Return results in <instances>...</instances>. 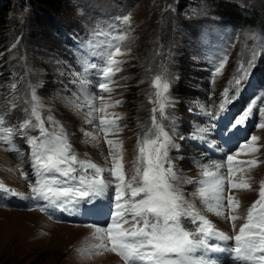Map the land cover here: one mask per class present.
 Here are the masks:
<instances>
[{
  "label": "rangeland",
  "instance_id": "obj_1",
  "mask_svg": "<svg viewBox=\"0 0 264 264\" xmlns=\"http://www.w3.org/2000/svg\"><path fill=\"white\" fill-rule=\"evenodd\" d=\"M6 4L0 0L1 12L5 9L9 19L5 30L0 24V117L5 121L0 128L13 129V144L0 141V184L31 195L35 181L31 145L17 134V129L25 120L37 123L31 113L33 96L41 101L39 111L49 133L63 127L70 134L69 142L79 159L110 166L109 146L98 119L91 124L84 120L100 104L98 99L90 98L103 95L111 105L106 110L108 118L118 117L122 129H113L107 138L123 141L128 178L139 154L137 143L159 125L180 145V150H172L170 156L186 200L208 215L218 228L235 236L239 225L246 222V212L243 214L242 208L237 210L239 219L237 229L233 230L231 221L207 213L197 194L199 181L207 179L201 166L216 156L217 151L212 149H220L205 140L212 139L211 129L202 134L205 139L195 137L197 129L208 128L217 121L219 116L203 123L207 118L203 113L205 109L219 112L223 88L239 74L241 64L247 68L252 61L254 66L226 112L234 110L238 118L253 99L264 94V0H63L62 7L51 11L50 23L29 0H10L8 7ZM220 4L232 6L238 21L227 19ZM124 15L131 17L128 24L123 22ZM119 35L127 39L115 40ZM109 43L121 48L113 57L121 61L120 71L110 81L102 78L107 58L97 54L114 52V47H107ZM224 56L228 57L225 68L211 83L213 65ZM92 63L96 68L85 71V64ZM157 75L170 84L165 94L169 102L162 114L153 86ZM100 82L108 83L113 91L100 90ZM116 100L121 103L115 104ZM261 106L264 104L257 101L246 122L248 138L241 142L256 135L260 139L254 143L259 151L246 150L237 157L243 161L257 160L256 165L243 166L244 171L237 173L240 179L254 183L253 189L257 183L254 191L240 189L234 194L240 207L246 209L259 198L260 182L264 179V128L258 127ZM48 115L54 117L56 124L47 121ZM87 133L100 139L93 141ZM29 135L40 137V129L31 128ZM238 146L228 154L238 152ZM226 154L227 151H221L223 160ZM22 173L27 174V180ZM242 195L246 196L242 199ZM34 203L4 194L0 189V264H124L116 253L100 254L102 250L95 247L99 241L93 237L94 230L88 223L57 220V214L30 206ZM183 222L190 230L195 227L189 218ZM56 223L67 225L66 229L60 226L53 230L50 224ZM100 226L106 225L101 222ZM214 243L226 249L209 254L219 264H253L237 258L232 251L236 246L234 239Z\"/></svg>",
  "mask_w": 264,
  "mask_h": 264
},
{
  "label": "snow or ice",
  "instance_id": "obj_2",
  "mask_svg": "<svg viewBox=\"0 0 264 264\" xmlns=\"http://www.w3.org/2000/svg\"><path fill=\"white\" fill-rule=\"evenodd\" d=\"M130 19L129 15H124V24H128ZM114 39L124 41L127 36L119 35ZM107 47H114L115 51L97 54L107 58L108 66L102 69V78L110 81L111 77L120 71L121 61L113 57L121 52V48L111 43ZM227 61L228 57L224 56L213 65L211 83H215L216 76L222 73ZM253 66L252 61H249L247 68L243 64L238 67L239 74L228 81V87L223 88V99L218 105L219 112L213 113L205 109L203 114L209 120H215L217 116L225 114ZM89 67L96 68V64H85V71ZM153 86L157 89L155 94L162 114L169 102L165 94L169 92L170 84L157 75ZM98 88L107 93L113 91L106 82H100ZM32 99L35 104L31 113L37 123L25 120L17 129V134L31 145L34 186L31 188V195H26L0 184L4 194L23 201H34L36 203L30 206L39 207L41 212H49L50 215L60 213L68 217L103 218L102 221L97 219L88 225L94 230L93 237L99 241L95 247L102 250L100 254L116 253L123 258L124 264H219L218 259L209 254L226 249H222L214 241L233 239L236 246L232 251L237 258L252 261L253 264H264V180L260 182L259 198L246 210V222L239 225L235 236L230 235L218 228L208 215L202 214L195 204L186 200L181 187L182 181L173 171L170 156L172 150H180V145L159 125L154 132L137 143L139 154L129 179L125 172L123 141L107 138L113 129H122L117 123L118 117L108 118L106 110L111 105L105 102L103 95L90 98L98 99L100 104L93 107L84 120L91 124L93 120L98 119V127L109 146L108 167L89 159H79L69 142L70 134L63 127H60L58 132L49 133L39 111L42 107L41 101L35 96ZM257 101L264 104V94L253 99L247 109L232 122L230 126L233 132L245 125L253 115ZM120 103V100L115 101V104ZM156 111L154 108L153 112ZM97 113L100 114L98 117ZM258 116L261 121L258 127L264 128V106L258 108ZM155 119L153 117V120ZM47 121L56 124L52 115L47 116ZM4 122V118L0 117V125ZM31 128H39L40 137L29 135ZM210 129L214 131L215 126L210 124L208 128L197 129L198 135L195 138L205 139L202 134ZM0 132L5 133L0 135V141L12 145L13 129L0 128ZM87 135L93 141L100 139L92 133ZM259 139L258 136L251 135L246 143L239 144L238 152L226 154V160L203 165V175L210 179L199 181L201 187L197 194L202 198L207 213H214L225 222L231 221L233 230L237 229L236 221L239 217L235 213L240 208V201L232 190H255L251 183L240 179L237 173L244 171V165L257 164L255 159L243 161L237 157L246 150L259 151L254 143ZM13 150L18 151L15 148ZM212 166L215 171L209 170ZM221 169L226 171L221 172ZM22 174L27 180V174ZM187 183L191 184L192 181L188 180ZM184 218H189L195 227L191 230L187 228L183 222ZM101 222L106 226H100ZM258 253L260 255H257Z\"/></svg>",
  "mask_w": 264,
  "mask_h": 264
},
{
  "label": "trees",
  "instance_id": "obj_3",
  "mask_svg": "<svg viewBox=\"0 0 264 264\" xmlns=\"http://www.w3.org/2000/svg\"><path fill=\"white\" fill-rule=\"evenodd\" d=\"M7 2V6H9V1L10 0H5ZM21 1H26V0H21ZM32 5L34 6V8L37 10L38 13L40 14H43L45 16V18H48L49 20H47L48 23H50L51 19L53 18L51 16V11L53 10H58L60 7H62L61 3L63 0H29ZM226 6V7H225ZM55 8H58V9H55ZM223 9V11L225 12L224 14L227 15V16H230V18L232 20H237L238 21V18L234 17V13H236V10L230 6V5H224V4H220V10ZM55 11V12H56ZM0 12H1V9H0ZM35 12L37 15L38 13ZM44 18V19H45ZM39 19V17H38ZM8 16L6 14V11L5 9L0 13V24L4 27V30L5 28H7V24H8Z\"/></svg>",
  "mask_w": 264,
  "mask_h": 264
},
{
  "label": "bare ground",
  "instance_id": "obj_4",
  "mask_svg": "<svg viewBox=\"0 0 264 264\" xmlns=\"http://www.w3.org/2000/svg\"><path fill=\"white\" fill-rule=\"evenodd\" d=\"M214 144H215V142L214 143H212L211 144V146L212 147H214ZM94 145H95V143H93L91 146L92 147H94ZM104 148H106V146L104 147ZM212 150H214V152L215 151H217L216 152V156L215 157H213V158H209V161L207 160V162H206V164H208V165H212V162L213 161H215V162H221V161H223V158H221V151L220 150H218V149H212ZM98 151V150H97ZM203 165H205V164H203ZM203 165L201 166L202 168H203V172H204V167H203ZM209 170H211V171H215V168H214V166H212V167H210V169ZM221 172H224V169H221L220 170ZM264 171V170H263ZM264 174V173H263ZM207 179H210V178H207ZM262 180H264V179H262ZM254 184V183H253ZM252 184V185H253ZM259 184V183H258ZM256 187H257V183H255V189H256ZM239 191H240V189H236L235 190V192L233 193V194H237V193H239ZM233 192V191H232ZM246 195H242L241 196V198L243 199L244 197H245ZM251 198V197H250ZM250 198L248 199V201L250 200ZM256 199V198H255ZM240 208H242L243 210H244V212H243V214H245V212H246V208H243V207H240ZM245 216H246V214H245ZM244 217V216H243ZM245 218V217H244ZM245 220V219H244ZM57 225H54V224H50V226L52 227V229L53 230H58L59 229V227L61 226L62 228H64V229H66L65 228V226H67V225H65V224H59V223H56Z\"/></svg>",
  "mask_w": 264,
  "mask_h": 264
}]
</instances>
